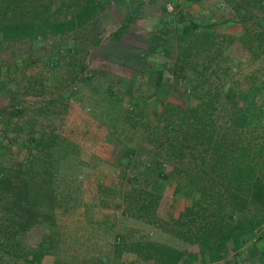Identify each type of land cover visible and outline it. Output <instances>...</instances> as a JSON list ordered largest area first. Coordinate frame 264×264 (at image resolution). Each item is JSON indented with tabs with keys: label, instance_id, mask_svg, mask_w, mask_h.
Returning <instances> with one entry per match:
<instances>
[{
	"label": "rangeland",
	"instance_id": "374dc122",
	"mask_svg": "<svg viewBox=\"0 0 264 264\" xmlns=\"http://www.w3.org/2000/svg\"><path fill=\"white\" fill-rule=\"evenodd\" d=\"M189 1L191 10L181 12L175 23L167 0H103L95 21L66 35L12 41L0 33V170L11 165L17 173L33 147L30 137L40 132L54 131L70 142L62 145L58 139L54 145L56 180L75 181L76 202L57 209L56 222L62 248L73 246L80 258L94 253L110 258L121 245L144 239L198 249L156 222L157 217L170 222L199 196L196 185L177 174L178 161L162 157L172 133L167 135L165 122L157 118L161 102L186 105L190 99L191 84L175 77L174 64L179 45L192 33L212 31L217 37L211 67L219 77L212 75L206 86L228 92L216 103L220 137L229 143L233 134L236 142L247 136L262 155L264 51L256 33L264 22L243 18L257 14L244 0ZM52 10L60 16L55 5ZM128 17L135 20L116 36ZM189 65L185 70L190 73ZM130 82L133 94H126ZM236 98L239 105L254 102L251 119L258 124L249 131L235 133L225 124L233 111L227 99ZM63 152L67 155L61 158ZM158 177L164 184L157 194L150 186ZM17 185L14 179L15 188L0 192V211L7 212V202L21 191ZM146 203L152 207L143 211ZM248 246L230 255V261L260 264L255 256L246 257ZM123 255L127 261L138 257L130 251Z\"/></svg>",
	"mask_w": 264,
	"mask_h": 264
},
{
	"label": "trees",
	"instance_id": "16d2710c",
	"mask_svg": "<svg viewBox=\"0 0 264 264\" xmlns=\"http://www.w3.org/2000/svg\"><path fill=\"white\" fill-rule=\"evenodd\" d=\"M244 1L254 5L257 14L247 13L243 18L247 20L253 16L264 22V0ZM102 2L0 0V33L12 41L66 35L95 21ZM54 5L60 12L59 17L52 10ZM134 20V17H128L117 29L116 36ZM260 32L256 35H261L258 37L259 47L264 51V27ZM217 44L215 34L204 30L192 33L179 45L174 75L190 82V99L186 105L161 102L162 109L157 116L159 121L165 122L163 129L167 135L169 131L172 133L165 142L163 149L166 152L162 157L178 161L177 174L190 179L199 196L189 205L182 206L170 222L158 217L156 222L187 244L198 245V249L178 248L144 239L121 245L110 258L100 253L80 258L73 246L62 248L56 210L74 205V193L78 188L74 180H65L64 184L56 180L58 157L54 145L58 144V139L62 145L68 146L70 142L54 131H44L37 137H30L33 147L18 163L17 173H13L11 165L0 170L2 194L15 188L14 179L21 188L7 202L10 205L7 212L0 211V264H212L245 248L259 231L264 230V143L260 145L262 155L259 156L254 152L258 144L247 136L236 142L233 134L229 143L220 137V122L216 116L219 104L216 103H219L217 100L222 92H228H221L219 88L213 92L206 86L212 75L216 79L219 77L217 68L211 67ZM246 48L249 50L248 45ZM221 52L217 51V55ZM187 56H191L190 61H186ZM190 62L189 73L185 67ZM179 71L181 75L176 73ZM155 83H159V75ZM132 92L130 82L126 94ZM227 103L233 109L225 121L227 129L235 133L246 132L258 124H253L251 119L252 100L239 105L238 98L227 99ZM66 155L67 152H63L61 158ZM156 165L160 166L161 162ZM158 174L163 173L159 171ZM160 178L154 179L150 186L157 194L163 192L164 182ZM149 207L152 206L146 203L142 210L147 211ZM27 236L32 237L30 242L26 241ZM126 251L134 252L138 257L123 260L121 257Z\"/></svg>",
	"mask_w": 264,
	"mask_h": 264
},
{
	"label": "crops",
	"instance_id": "0c3cea01",
	"mask_svg": "<svg viewBox=\"0 0 264 264\" xmlns=\"http://www.w3.org/2000/svg\"><path fill=\"white\" fill-rule=\"evenodd\" d=\"M167 2L169 3L168 8L170 10L174 11L175 15L172 16V18L174 19V23H175V20H178L180 18L179 14L181 12L191 10V7H190L191 3L189 0H184L183 3H181V0H167ZM192 5L194 6V4H192ZM247 8H249V7H247ZM252 8L253 7H251L249 11H251ZM0 85H2V83ZM252 241L254 242V244L249 245V246L247 245L248 246V253L246 254V257H254L255 256L254 258H256L255 259L256 261H258V262L260 261V264H264V230L259 231L257 233V236L255 237V239ZM229 258L230 257H228L225 260L218 261L216 263H218V264H242V263H244V261L241 262L237 258L233 259V261H230Z\"/></svg>",
	"mask_w": 264,
	"mask_h": 264
},
{
	"label": "built area",
	"instance_id": "2783aa9c",
	"mask_svg": "<svg viewBox=\"0 0 264 264\" xmlns=\"http://www.w3.org/2000/svg\"><path fill=\"white\" fill-rule=\"evenodd\" d=\"M147 164V166L149 165V163H146Z\"/></svg>",
	"mask_w": 264,
	"mask_h": 264
}]
</instances>
